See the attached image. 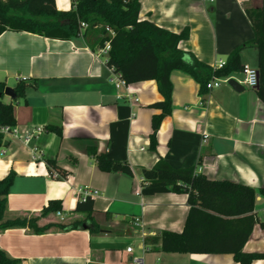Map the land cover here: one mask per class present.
<instances>
[{"label":"crops","instance_id":"crops-1","mask_svg":"<svg viewBox=\"0 0 264 264\" xmlns=\"http://www.w3.org/2000/svg\"><path fill=\"white\" fill-rule=\"evenodd\" d=\"M55 3L58 10L72 7V0ZM140 3L141 20L173 32L189 29L188 39L179 43L188 60L194 56L213 68L247 44L241 62L257 68V49L249 44L254 30L246 11L261 8L262 0ZM88 32L89 43H94L98 28ZM89 43L83 35L66 40L28 31L0 34V79L13 89L25 84L24 97L5 95L14 106L17 131L6 133V145L0 148V179L15 173L6 216H36L39 226L85 220L86 214L75 210V190L88 186L99 192L84 227L43 233L30 227L6 229L0 232V248L21 264H239L229 253L165 252L148 240L164 230L181 232L189 205L184 193L144 185L142 169L162 158L174 168L196 167L210 179L258 190L264 184V102L257 89L242 83L243 72H235L230 77L242 89L222 82L202 92L192 75L172 70V110L162 120L152 148V118L161 113L152 104L163 99L157 82L117 88L107 55H99V48ZM90 145L113 160L128 162L132 174L100 170L88 154ZM47 159L55 160L67 178L52 176ZM50 200L61 201L64 219L57 212L41 216ZM254 211L258 222L243 251L264 253L260 193ZM91 220L97 225L93 231Z\"/></svg>","mask_w":264,"mask_h":264},{"label":"trees","instance_id":"trees-1","mask_svg":"<svg viewBox=\"0 0 264 264\" xmlns=\"http://www.w3.org/2000/svg\"><path fill=\"white\" fill-rule=\"evenodd\" d=\"M140 0H72L71 9L58 10L55 0H0V34L6 30L28 31L35 34L72 39L83 35L89 41L88 31L98 28V38L89 43L93 49L101 48L106 41L110 43L106 64L113 68L127 84L155 80L163 99L152 104L161 113L152 118L151 147L157 144L156 133L162 120L172 110L173 85L170 73L179 69L192 75L207 91L206 85L213 78L230 77L242 72L240 52L247 45L236 48L228 57L226 64L219 69L200 62L194 56L186 58L187 52L179 48L182 40L188 39L189 29L173 32L160 27L151 20H141ZM250 19L254 37L249 44L257 49V69L259 72L258 97L264 102V0L259 9L246 11ZM87 23L82 31L81 23ZM109 29V31L107 30ZM7 85L0 79V148L6 145L4 131H10L16 124L14 106L4 101ZM15 98L25 96V84L14 88ZM61 133L57 127H51ZM88 154L96 160L100 170L132 174L128 162L109 158L99 152L95 145L88 147ZM48 169L58 179H66V173L53 159H47ZM144 185L147 187L168 186L176 193L187 195L189 205L181 232L164 230L158 236L148 238L159 243L161 250L177 253L232 254L239 264H251L255 259H263L264 253L243 251L254 225L258 222L255 213L257 193L264 195V184L254 187L231 181L210 179L197 171L196 167L174 168L160 158L152 167L142 169ZM15 173L11 171L0 179V232L10 228L30 227L35 233H43L50 228L60 230L84 227L94 209L93 197L77 202L76 211L86 214L85 220L70 223H48L38 225V217L17 215L7 217L8 194L14 183ZM62 208L60 200H50L41 211V216L55 213ZM90 230L97 228L90 221ZM264 228V221L260 222ZM0 264H21L0 248Z\"/></svg>","mask_w":264,"mask_h":264},{"label":"built area","instance_id":"built-area-1","mask_svg":"<svg viewBox=\"0 0 264 264\" xmlns=\"http://www.w3.org/2000/svg\"><path fill=\"white\" fill-rule=\"evenodd\" d=\"M208 1H213V0H208ZM81 27L82 28L87 27V23L82 22ZM107 30L109 31V29H107ZM109 49H110V43H109V41H106L104 46L99 48L98 54L99 55H107V52ZM225 64H226V61L219 60L218 62H216V64L214 65L213 68L219 69V68H222ZM111 70L113 72V78L111 79V81L114 82L116 87L120 88V87L126 86L127 83L125 82V80L118 73L114 72L113 68H111ZM242 72L244 74V79H243L242 83H244L246 86H249L251 88H255L258 86V84H259V72H258L257 68L250 67L248 65H244ZM231 78L232 77L213 78L210 81H208L206 88H207V90H211L215 87L220 86L222 82L228 83L229 79H231ZM4 131L6 133L14 132L17 135V131L15 130L14 127L10 131H8L7 128ZM24 139L26 142H28L30 140V136H29L28 132H26ZM75 193L77 194L79 199L86 200L87 197L96 196L99 192L96 189H91L88 186H85V187L76 188ZM57 215H59L61 217V219H64V216L62 215V213L60 211H57ZM127 250L131 251L132 247H128Z\"/></svg>","mask_w":264,"mask_h":264},{"label":"water","instance_id":"water-1","mask_svg":"<svg viewBox=\"0 0 264 264\" xmlns=\"http://www.w3.org/2000/svg\"><path fill=\"white\" fill-rule=\"evenodd\" d=\"M20 1H24V0H20ZM228 84L230 86H232V88H234L235 90H240V89L243 88V86L237 80H235L234 78L229 79ZM255 88L258 89V86L255 87ZM4 94L9 96V97H11V98H15L16 97L14 89L9 87V86L6 87Z\"/></svg>","mask_w":264,"mask_h":264},{"label":"rangeland","instance_id":"rangeland-1","mask_svg":"<svg viewBox=\"0 0 264 264\" xmlns=\"http://www.w3.org/2000/svg\"><path fill=\"white\" fill-rule=\"evenodd\" d=\"M3 99H4V101H5V102H7V103H8V99H7V97H5V96H4V98H3Z\"/></svg>","mask_w":264,"mask_h":264}]
</instances>
